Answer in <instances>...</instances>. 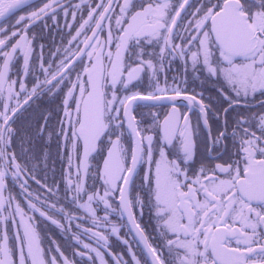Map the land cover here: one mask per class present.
<instances>
[{
    "label": "snow or ice",
    "instance_id": "obj_1",
    "mask_svg": "<svg viewBox=\"0 0 264 264\" xmlns=\"http://www.w3.org/2000/svg\"><path fill=\"white\" fill-rule=\"evenodd\" d=\"M0 264H264V0H0Z\"/></svg>",
    "mask_w": 264,
    "mask_h": 264
}]
</instances>
